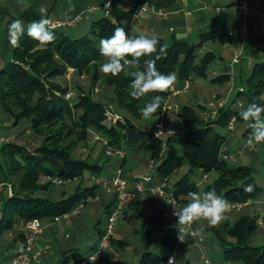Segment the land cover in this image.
<instances>
[{
  "label": "trees",
  "instance_id": "trees-1",
  "mask_svg": "<svg viewBox=\"0 0 264 264\" xmlns=\"http://www.w3.org/2000/svg\"><path fill=\"white\" fill-rule=\"evenodd\" d=\"M92 2L97 3L98 0ZM129 2H132V7H129ZM175 2L176 0H114L109 16L103 15L91 21L88 31L82 36L72 37L65 29H51L55 40L48 45L38 47V42L25 34L20 40V46L13 48L11 62L0 69V106L13 120V127L28 123L32 134L40 138V143L33 151L13 142L5 143L0 148V182L9 183L12 189V196L5 197L2 201L0 235L20 221L33 218L53 219L71 211L88 197L95 196L97 186H79L70 196L58 201L38 195L52 186L47 177L76 179L81 178L85 171H97L96 165L86 160H73L70 156L80 143L87 140L90 131L106 137L113 148H123L125 151L138 149L149 155L156 161L153 167L154 179L170 177L174 172L186 168L172 184L174 196L183 205L187 204L190 192L199 193L193 180L196 172H199L200 177L213 172L214 179L204 185L203 191L214 189L226 201L256 199L260 194L261 188L255 183L249 167L230 166L222 158V154L227 153L223 150L225 137L217 129L225 128L229 119L235 116L237 122L245 123L242 135L249 136L251 130L241 118L239 107L233 109L232 105H237L241 97L246 105L252 102L264 105V62L256 60L252 64L245 88L241 87L243 90L238 91L235 98L226 103L217 117L210 119L205 114L203 116L200 110L206 112V106H198L196 109L191 105H183L180 108L181 125L188 133L181 138L158 136L138 128L134 123V120L142 119L140 108L154 95H161L163 100L151 117L161 115L171 96L168 91L148 93L137 100L129 95L133 79L130 72L136 69L126 65L117 76L99 72V64L105 62L99 53L100 38L111 36L117 26L123 27L127 32L123 23L130 24L136 9L145 3L167 10ZM19 17L25 27L41 18L32 5L25 7ZM113 20L118 25H114ZM137 35L143 34L136 33L133 37ZM157 39V53L151 57H142L139 69L144 70L146 59H155L156 55H160L161 58L156 61L157 69L164 74L174 72L178 83L182 84L190 81L192 75L205 77L209 64L214 61L215 55L211 52L197 58V50L204 42L216 39L224 44L231 40V36L224 27H219L202 34L195 44L173 39L167 46L162 39ZM160 46H166L163 54L159 53ZM246 50L249 56L257 59L264 50V35L252 37ZM67 68L85 77L87 85L86 90L77 85V94L69 99L66 94L70 87L57 80L65 79ZM215 80L224 82L227 77L218 76ZM96 87L101 92L109 91L111 95L98 98L101 92H97ZM109 106L122 117L111 125L106 123L105 116V110ZM174 144L180 146V154L176 153ZM249 185L252 190L245 191ZM111 206L112 204L107 207L106 213ZM224 215L226 219L215 225L210 224L209 227L222 248L223 262L264 264V245L248 244L249 237L257 230V215L242 214L233 222L228 218L227 212ZM168 223L178 224L177 217L158 212L143 219L142 246L137 264L165 262L167 257L153 254L149 247L150 236L155 227ZM19 236L22 237V234ZM177 242L178 235L174 231L161 239L168 255L175 251ZM67 260L68 258L63 259L62 264ZM185 264H191V261L187 260Z\"/></svg>",
  "mask_w": 264,
  "mask_h": 264
},
{
  "label": "crops",
  "instance_id": "crops-1",
  "mask_svg": "<svg viewBox=\"0 0 264 264\" xmlns=\"http://www.w3.org/2000/svg\"><path fill=\"white\" fill-rule=\"evenodd\" d=\"M91 1L92 0H29V2H27L25 0H0V31L7 32V25L14 19H20L19 16L21 12L28 5H32L37 13L39 11L38 8L40 6H43L49 9V13L53 12L54 15H56L54 16L55 18L60 20H67L76 15L78 11L80 12V9H83V5L88 4ZM242 1L243 0H176L173 6H171L167 10H164L165 14L161 17H155L154 15L146 14L136 23L132 21L130 24L126 25V23H123V25L127 28V33L130 36L139 33L150 37L160 38L163 40V42V28L168 25L167 30L170 34L169 44L173 39L195 44L199 42V37L202 34L211 32L219 27H224V29L229 32L231 40L227 43L222 44V53H224L222 54V56L217 57L212 51H208L215 55V59L213 61L214 63L212 64L210 71L216 77L226 76V84H229V81H232V83H234L236 81L237 71L240 77L242 69L245 66H247L250 70L252 64L256 62V60L264 62V50L259 53L257 59L249 56L246 50V46L252 37L257 35H264V18L259 15V13H264V0H245L247 1L248 7L250 9V12L248 13L235 8V6ZM194 39H196V41L192 42V40ZM209 41H216V39H211ZM7 42L8 39L5 41V44ZM235 52L241 53L238 63L231 62L232 55ZM194 77L196 76L192 75L189 82L193 80V82L195 83L197 79L195 78L194 80ZM218 82L220 83L221 81ZM222 86L218 84V87ZM238 88H241V86H239ZM231 91L228 92V101L232 100ZM215 93L217 92L215 91ZM246 107V104H242V107H239L240 112ZM175 108L177 111L173 114L170 113L166 115V110L168 109L167 107L161 115L157 117H151L154 119H159L158 121L156 120V122H154L153 126H151L150 119L134 120V123L138 128L146 129L147 131L152 132L155 135L158 134V136H164L167 134L171 136L172 132L178 131L177 118L180 117V109L178 107ZM202 114L204 115L205 111H203ZM159 124L161 125L160 131H158L156 128V126ZM241 125L243 126L242 129ZM244 128L245 123L237 122L234 133L231 135L229 134L225 137L223 149L224 146L225 148L229 147V149L233 147V149H231L232 151H228V153H237V151H239V153H237L234 157L241 155L245 147L239 146V143H241V138L239 141L234 142V137L237 138L240 135L242 138L247 137L242 135ZM182 133H184L183 136H185L188 133V130L182 128ZM95 134L100 135L98 132L90 131V138H87L85 142L81 143L82 145H84V147L79 149V153L78 150L76 151V148L70 156L73 160H86L87 162L96 165L97 171H85L81 178L72 180L75 181L74 185L67 184L64 185L62 189L57 190L54 189L56 187H50L45 192H42H47V196L50 200L58 201L60 199L68 197L79 186H97L91 180V176H103L110 178L114 176L115 171L118 167L122 168L124 177L127 179L128 186L130 188L133 187L132 180L134 177L154 175V171L150 164V172L152 171V173H139L142 160L141 157L147 155L142 150L127 149L123 158H120L116 155H107L106 149L103 144L100 141L94 139ZM89 139L91 140V142H89ZM95 142H100L101 144L98 146V144ZM13 143H15V141H13ZM261 144H264V142L255 144L254 148H250L248 144H246V147H248L250 150H253L257 145ZM88 145L91 147H88ZM174 148L177 154L181 153V148L179 145L174 144ZM127 168L133 171L132 176H128ZM174 173L175 174H172L169 177L172 184H174L175 181L179 178H173L174 175L179 174V171ZM195 174L198 175L199 172H196ZM193 180L195 181L197 186H200L202 183H204V181L201 182L200 176L198 178H193ZM97 187L98 188L95 192V196L88 197V201L85 203L80 214L62 219L59 221V223L52 225L49 224V221L51 219H40L44 227L42 232L37 237V240L35 242V249H39L44 245L48 246V251L44 257L43 263L45 260L47 263L50 260L53 262V264H62L63 259L68 258V260L64 264H69L70 256L73 253L78 252L81 254H86L96 245L104 227L107 207L114 202L113 194L107 193L106 190L101 186ZM0 189V200L2 202L4 198L3 194L4 192L6 194V191L3 190L2 186H0ZM40 194L41 193H39L38 195ZM260 194V197H264V189L261 188ZM86 206H88L87 211L83 212ZM167 206L170 205H167L156 195L150 194L148 192L141 193L134 201L128 203L124 210L123 217L118 223L115 232V241L112 247L107 252L105 262L108 264H137L142 241L137 245L138 247H132L133 239H131V237H133V233L135 235H138V239H141V223L143 219L146 216H151L158 212H162L164 215H168ZM262 206H264V204L254 207V211L251 213L256 215L262 214V216H264V213H262L261 211ZM193 225L197 227V223H194ZM21 227L22 221L14 224L12 229L4 231L0 235L1 238L7 233L9 235L11 234L12 237L11 241L6 244L5 248L2 247L3 244L2 242H0V252L2 251V253H0V264H8L10 258L22 249L23 238L19 236L21 234ZM154 231L159 232L156 243H159L160 245H162V237L166 234L171 233L170 231L164 230L162 226H156ZM174 232L177 233V231ZM119 235H123V237L127 238L128 240H119ZM152 243L153 242L150 240V251L153 245ZM115 247H117V249H115ZM137 248L139 249L138 251ZM163 248L165 250L164 246ZM7 249H12V254L7 255ZM165 252L166 253L161 256L167 257V251L165 250ZM32 264L37 263L33 262Z\"/></svg>",
  "mask_w": 264,
  "mask_h": 264
},
{
  "label": "rangeland",
  "instance_id": "rangeland-1",
  "mask_svg": "<svg viewBox=\"0 0 264 264\" xmlns=\"http://www.w3.org/2000/svg\"><path fill=\"white\" fill-rule=\"evenodd\" d=\"M27 2H29V0H25ZM103 0H98V2H89L88 4L83 5V9H80L81 11L84 10V8L88 7V5L91 4H96V5H100V3H102ZM41 7V6H40ZM40 7L38 9H40ZM47 9V13L49 18H55L54 13H49V9ZM39 13V11H38ZM79 13V11H78ZM77 13V14H78ZM40 14V13H39ZM104 15V11L102 9H99L97 11H95L94 13H85L82 15V18L80 19V21L72 26V27H67V29H65L66 33L69 34L72 37H79L84 35L88 29H89V24L91 21L97 20L100 17H102ZM75 16V15H74ZM72 16V18L74 17ZM46 17V18H47ZM157 17V16H155ZM57 19V18H55ZM71 19V18H70ZM159 19V18H157ZM60 20V19H59ZM159 21V20H157ZM168 25L165 26L163 28V33H162V37L164 38V44L165 45H169V38H170V34L168 33ZM7 32L0 31V69L5 65L11 62V51L13 50L12 45L9 44V42H7L5 44V41L7 40ZM196 39L192 40V42H195ZM5 44V45H4ZM5 46V47H4ZM200 49V51H199ZM197 50L198 53V57L200 58L202 57L206 52L208 51H212L217 57L218 56H222L223 52V47L222 44L216 40V41H206L202 44V46ZM225 58V57H224ZM226 60V59H225ZM214 62L210 63L207 69V73L205 77H194L197 79V81L194 83L193 80L191 82H189V90L188 93L186 94H182L180 92L175 93L173 95L170 96L169 101H168V109L166 110V115L168 114H173L175 113L177 110L175 107H178L180 109V107H182L183 105H191L194 106L196 109H198V106H208L210 104V102L212 101V96H217L219 98V100H223L226 101L227 97H228V92L231 91L232 89V94H231V98H235V96L238 93V87L241 86L243 88H245V81L246 78L249 75V68L247 66H245L242 69L241 75L239 77V73L238 71L236 72V81L234 83H232V81H229V84L224 81V82H218L217 80H215L216 76L213 75V73L210 71V68L212 66ZM218 77V76H217ZM60 83L62 84H67L70 87V90L73 92V96H75V94H77V89L76 86L77 85H81L84 87V90L87 89V85L86 84V78L85 77H81L79 75H77L75 72H73L71 69L67 70V74L64 78H58L57 79ZM218 84L222 87H218ZM95 89H97V92L100 91L99 87H96ZM215 91L217 93H215ZM101 92V91H100ZM96 93V91L94 92ZM218 94V95H217ZM98 98H102L104 95H111V93L109 91H102L100 94H98ZM96 96V94H94V97ZM97 99V96H96ZM228 102V100H227ZM240 102L241 104H245L244 99L241 97L240 98ZM167 108V107H166ZM233 109L237 108V105L234 103L232 105ZM179 111V110H178ZM202 110H200V113L202 114ZM180 113V112H179ZM203 115V114H202ZM204 116V115H203ZM142 119H145L144 117ZM156 120L158 121L159 119H154V118H150L151 121V126H153L154 122H156ZM177 130L176 132H172L171 136H173L174 138H178V137H182L184 133H182V125H181V119L180 117L177 118ZM243 128V126L241 125V129ZM217 131L219 132L220 135L226 137L229 135L226 127L225 128H218ZM92 135V134H91ZM0 136H3L5 138H9V136H12L13 141H15V144L18 145H22L24 146L27 150L29 151H33L40 143V138L39 137H35L31 130L30 127L28 126V123H23L22 125H20L19 127H13V120L2 110L1 106H0ZM89 136V135H88ZM168 136L167 134L162 136V137H166ZM90 138V136L88 137ZM92 138V136H91ZM234 142L235 141H239L240 138V142L239 143L241 147H244L243 152L241 155H238L234 158H228L226 159L227 163L230 166H239V165H245L247 167H249L252 170V174L254 177V181L255 183L261 187L262 189H264V144L261 145H257L255 149L250 150L248 147H246L247 144V139L248 136L245 138H242L241 135L239 137H234ZM231 139V138H230ZM89 142H91V140L89 139ZM94 142V141H93ZM98 144V146L101 144L100 142H95ZM238 144V143H235ZM231 146V145H230ZM84 147V145H82L81 143L78 145V147H76V151L78 150L79 153V149ZM88 147H91L88 145ZM233 149V147H231L229 149V147L225 148L224 146V152H231ZM141 165H140V170L139 173L140 174H144V173H152V171L150 172V167H149V162L152 159L149 155H144L141 157ZM0 161H1V157H0ZM150 166H152L150 164ZM153 169V167H152ZM186 168H183L182 170L179 171V174H176L173 176V178L175 179V177H179V175H182L183 172H185ZM127 172H128V176H132L133 171L129 170L127 168ZM175 174V173H173ZM200 175H196L193 178H198ZM207 180L204 181V183H202L198 188H199V192H204L203 188L204 185L206 183H210L214 177L215 174L213 172L209 173L207 175ZM75 181H71L69 184L74 185ZM91 184V183H90ZM51 187H56L54 189H62L63 186H54L52 185ZM1 190V189H0ZM3 190L5 191V189L3 188ZM261 194H259L256 197V200H258L260 203L264 202V197H260ZM39 196L48 198L47 196V192L46 193H41ZM3 197H6V194L4 192ZM1 202V200H0ZM184 205H179V206H167V214L170 216H174L173 215V211H174V207H182ZM2 207V202L0 204V209ZM87 207H85V209L83 210V212L87 211ZM254 211V207H249L244 209L241 212H227L228 213V218L230 219L231 222L235 221L236 218L239 215L242 214H252L251 212ZM261 211L262 213H264V206L261 207ZM260 211V212H261ZM194 223H197V229L204 234L205 236V243L204 246L200 249L198 245H196L195 242L190 241L187 237V235L185 234V229H184V238H185V242H181L178 239V242L176 244V249H175V263L174 264H185L187 260L191 261V264H204L203 262V258H209L210 260V264H230L228 262H223L222 260V248L217 240V238L215 237V235L210 231L209 227L210 224L205 221V220H200V221H194L192 222V225ZM194 226V225H193ZM138 229V228H136ZM178 235H179V228L178 230H176ZM132 232V231H131ZM171 232V231H170ZM133 233V232H132ZM159 236V232L158 231H153L150 240L153 242L152 247H151V251L154 254H158V255H164L166 252L163 248L162 245H160L159 243H156V239ZM138 235H135L133 233V237H131L133 245L132 247H136L140 242L141 239L137 238ZM11 234H5L0 238V242H2V247L5 248L6 244L8 242L11 241ZM119 240H128L127 238H124L123 235H119L118 236ZM115 241V238H114ZM261 241V243H260ZM114 244V242H113ZM248 244L250 246H260L261 244H264V231H260V230H256L248 239ZM138 247V246H137ZM115 249H117V247H115ZM139 249L137 248V251ZM6 254L10 255L12 254L13 250L12 249H7L6 250ZM2 253V251L0 252ZM42 264H53L52 261H48V263L46 262V260L44 261V263Z\"/></svg>",
  "mask_w": 264,
  "mask_h": 264
},
{
  "label": "built area",
  "instance_id": "built-area-1",
  "mask_svg": "<svg viewBox=\"0 0 264 264\" xmlns=\"http://www.w3.org/2000/svg\"><path fill=\"white\" fill-rule=\"evenodd\" d=\"M113 1L114 0H103V2L100 3V5H96V4L88 5V7L84 8V10L80 11L73 18L67 20H59L55 18L52 19L47 17V19L50 21L49 28L67 29V27L69 28L76 25L82 18L83 14L94 13L99 9H102L104 11L105 16H109V10L111 7V3ZM109 3H110V7L106 8L105 5ZM128 5L129 7H132V2H129ZM235 8L245 13L250 12L248 3L245 0L237 4ZM146 14L161 17L165 14V12L163 9L156 8L153 5H149L145 3L136 9L133 16V21L135 23L138 22ZM259 15L262 18H264V13H259ZM114 25H118V23ZM240 56H241L240 52L233 53L231 62L238 63ZM68 69L71 68H67V70ZM188 90H189V81H184L182 84H179L177 79L174 86L171 89H169L168 92L170 93V95H173L178 92L182 94H186L188 93ZM242 90H243L242 88L238 89V91L240 92ZM71 97H73V92L69 90L66 94V98L69 99ZM226 103L227 100L226 101L219 100L217 96H212V101L208 106H206L207 108H206L205 116L210 119L217 117L220 111L225 107ZM237 106L242 107L241 102H237ZM105 116H106V123L109 125L115 124L117 121L122 119L121 115L113 111V108L111 106H109L105 110ZM236 124H237L236 118L235 116H232L226 125V129L230 135L234 133L236 129ZM156 128L158 131H160L161 125L160 124L157 125ZM94 139L100 141L103 144V146L106 149L107 155H116L119 156L120 158H123L125 156V150L123 148L111 147L106 137L95 134ZM11 142H13L12 137L5 138L3 136H0V146L4 143H11ZM254 146H250V148H254ZM237 153H239V151H237ZM237 153H224L222 154V158L223 159L233 158ZM150 164L152 165V167H154L156 161L154 159H151ZM206 178L207 175L203 174L201 176V182L205 181ZM72 180L73 179H69V178L64 179L56 176L47 177V181L54 186H64L69 184ZM91 180L94 182L95 185L103 187L107 193L113 194L114 202L109 212L106 214L104 227L96 245L86 254H81L78 252L73 253L70 256L69 264H108L105 262V258L107 252L113 245L115 232L118 223L123 217L124 210L127 204L134 201L141 193L148 192L150 194L156 195L161 201H163L164 203L170 206L183 205L174 196L173 185L169 177L154 179L151 175L136 176L132 180L133 187L130 188L128 186L127 179L124 177L122 168L118 167L115 171L114 176L110 178L103 176H91ZM0 186H3L5 188L6 196L10 198L12 196L11 185L9 183L0 182ZM87 201L88 198L85 199V201L79 202L71 211L63 213L60 216L54 217L49 221V224L51 225L56 224L59 223V221L62 219H66L71 216H76L80 214L82 208L84 207ZM227 202L229 208L226 212H241L246 208L256 207L264 204V202L260 203L258 200L254 198L247 199L241 202H230V201ZM255 225L257 229L264 230V216H262V214L257 215ZM43 227L44 226L41 220L38 218H33L22 222V227H21V234L23 238L22 249L10 258L8 264H32L33 262L37 264L43 263L44 257L48 251V246L44 245L39 249H35V242L39 234L42 232ZM182 227L185 229V234L187 235L188 239L190 241L195 242L196 245H198L199 248L201 249L205 243L204 234L201 233L195 226H193L192 223L190 225H182ZM162 228L167 231H176L178 229V224L176 223L163 224ZM170 257L176 258L175 251L167 256L163 264H168ZM203 262L204 264H210L209 258H203Z\"/></svg>",
  "mask_w": 264,
  "mask_h": 264
},
{
  "label": "clouds",
  "instance_id": "clouds-1",
  "mask_svg": "<svg viewBox=\"0 0 264 264\" xmlns=\"http://www.w3.org/2000/svg\"><path fill=\"white\" fill-rule=\"evenodd\" d=\"M110 7V3L105 5ZM41 18L38 21L30 22L25 27L21 19H14L7 25V39L13 47L20 46L21 38L26 34L28 37L38 42L39 46H46L55 40L54 32L49 28L50 21L47 17V9L40 7ZM113 23L117 22L113 20ZM159 41L155 37L145 35L130 36L123 27H115L111 36L99 39V53L104 58L99 64V72L105 75L117 76L124 67L130 66L135 71L130 72L133 78L129 86V95L134 99H141L148 93H164L171 89L176 83V74H164L156 67V61L161 58L156 55L155 59L144 61V70L139 69V61L142 57H151L157 53ZM166 46L159 47V53L163 54ZM131 57L132 59H127ZM163 97L154 95L150 101L140 108V113L145 119L151 116L160 108ZM241 118L247 122V127L251 130L247 139L249 146H254L264 142V105L255 102L249 103L240 112ZM251 186H247L245 191H251ZM189 200L182 207H174L173 215L177 217L179 228L178 239L183 243L184 228L182 225H190L194 221L205 220L211 225H215L226 219L224 213L229 208L228 202L219 196L214 189L205 192H190ZM174 257H170L168 264H174Z\"/></svg>",
  "mask_w": 264,
  "mask_h": 264
}]
</instances>
